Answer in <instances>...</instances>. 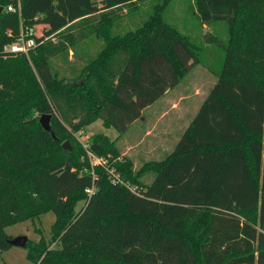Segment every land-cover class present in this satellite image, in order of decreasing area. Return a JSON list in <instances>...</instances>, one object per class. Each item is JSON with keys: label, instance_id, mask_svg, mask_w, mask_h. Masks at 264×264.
Masks as SVG:
<instances>
[{"label": "trees", "instance_id": "trees-1", "mask_svg": "<svg viewBox=\"0 0 264 264\" xmlns=\"http://www.w3.org/2000/svg\"><path fill=\"white\" fill-rule=\"evenodd\" d=\"M133 1L21 0L12 12L0 0V250L13 246L7 225L51 209L52 239L27 245L34 264H264V0H198L205 23L230 25L219 79L173 152L137 171L118 159L119 140L199 63L196 46L160 3L140 28L110 37L77 81L52 65L75 35L51 39L78 22L83 37L98 33L90 17ZM37 25L29 54L2 51ZM98 120L119 136L93 134L86 148L76 132Z\"/></svg>", "mask_w": 264, "mask_h": 264}, {"label": "rangeland", "instance_id": "rangeland-1", "mask_svg": "<svg viewBox=\"0 0 264 264\" xmlns=\"http://www.w3.org/2000/svg\"><path fill=\"white\" fill-rule=\"evenodd\" d=\"M159 3L163 5L164 21L174 26L196 46L199 63L195 65L181 81L180 92L183 94V97L185 95L188 97L186 99L181 97L179 106L199 112L201 106L209 97L219 79L225 58V49L232 39L229 29L230 25L227 19L221 18L209 23L204 22L198 7V0H135L130 4L116 7L107 12H102L90 17L89 23H97L101 30L98 33H89L86 37H83V34L87 32L85 24L83 26L82 22H78L72 25L69 30L63 31L62 36L59 34V37L51 38L54 43L62 39L64 33L65 35L71 33L75 35L76 38L74 44L67 43V50L52 58L54 69L59 72L60 77H65L72 81L75 79L76 81L77 79L79 80L85 67L99 55L109 42L110 37L113 35L123 36L129 31H135L140 28L143 22L153 14L156 5ZM243 16L245 15L242 13L240 17L243 18ZM239 27L242 29L243 25L240 24ZM33 28L37 35L43 34L42 25H37V27ZM108 31L110 32L108 33ZM62 41L66 42L64 39H62ZM190 96L192 98H190ZM163 106V102H155L149 109L145 110L144 117H146L147 120L145 119L144 121V119L140 118L137 119L135 124L129 126L128 130L119 140L121 155L118 159H130L128 156L129 154L126 153L125 142L139 140L145 133L146 128L153 126V124L156 125L158 115L161 114L164 108ZM53 126L55 128L54 123ZM161 128L162 126L158 125L157 128H154V133H158ZM183 132L178 136L180 137ZM97 133L108 135L112 139L119 136V132L115 128L106 127L102 120H98L85 127L84 134L81 138L84 140L86 139V135L90 137ZM59 137L62 139L61 136ZM76 138L79 139L78 132H76ZM68 142L70 143V141ZM70 145L72 146L71 143ZM139 149L140 147L134 149L135 153L133 156L138 166L134 168L136 171L147 164L145 161L161 160L166 157V153L155 155L148 153L149 155L146 156L143 154L145 152ZM146 168L141 176L143 183H146L147 177L150 176L149 178H151V176H153V172ZM84 204L85 201H79L76 211H80ZM55 220V212L49 209L41 213L38 218H28L7 225L5 227V232L12 236V238L19 235H26L32 243H40L41 241L48 242L52 239V230ZM50 245L51 249L58 248L57 243H51ZM5 263L34 264L33 260L29 257L28 246H11L4 251L0 250V264Z\"/></svg>", "mask_w": 264, "mask_h": 264}, {"label": "crops", "instance_id": "crops-1", "mask_svg": "<svg viewBox=\"0 0 264 264\" xmlns=\"http://www.w3.org/2000/svg\"><path fill=\"white\" fill-rule=\"evenodd\" d=\"M225 59V58H224ZM224 63V61H223ZM223 66V65H222ZM180 85L181 82L175 86L174 88H170L161 98H159L157 102H163L164 108L161 111V114L158 115V119L156 121V125L153 124V126L146 128L145 133L143 136L136 141H130L125 142L126 145V153L129 154L128 156L133 160L135 168L138 166L136 165V160H134V149L136 147H140L139 150H141L144 155H149L148 153H151L153 155L155 154H162L166 153V157L162 158L161 160H148L145 162H151V161H163L166 159L175 149L178 141L180 140V137L178 136L181 132H185L192 124V121L194 120L195 116L197 115L196 110H192L187 107H180L179 104L181 103V97L187 98L188 96L185 95L183 97V94L180 92ZM190 98H192L190 96ZM155 103V102H154ZM153 103V104H154ZM152 104V105H153ZM151 106V105H150ZM150 106L146 107L143 110V114L140 118L147 120L145 115V110L149 109ZM179 106V107H178ZM194 116V117H193ZM139 118V119H140ZM192 118V119H191ZM136 121H134L132 124H135ZM158 125L162 126V128L159 130L158 133H154V128H157ZM183 132V133H184ZM176 137V138H175ZM179 137V138H178ZM147 146V147H144ZM168 152V154H167ZM141 160V158H140ZM142 161V160H141ZM150 177V176H149ZM146 178V183H150L154 176H151V178Z\"/></svg>", "mask_w": 264, "mask_h": 264}, {"label": "built area", "instance_id": "built-area-1", "mask_svg": "<svg viewBox=\"0 0 264 264\" xmlns=\"http://www.w3.org/2000/svg\"><path fill=\"white\" fill-rule=\"evenodd\" d=\"M22 4L21 0H11V2L7 5L6 10L12 11V12H21ZM35 35H37L35 29L33 27L27 28L22 30L20 36L12 43H9L3 47V52H9V53H24L29 54L32 50H34L37 46V41L35 38ZM84 134V130H81L78 132V137L80 141L84 143V146L87 148L88 139L89 136L86 135V139H82L81 137ZM88 155L90 160L93 163H99L101 165H105L107 163V160L103 157H97L95 156L91 151L88 150ZM114 182H120L121 179L118 174H113ZM93 189H87L88 193H92Z\"/></svg>", "mask_w": 264, "mask_h": 264}, {"label": "water", "instance_id": "water-1", "mask_svg": "<svg viewBox=\"0 0 264 264\" xmlns=\"http://www.w3.org/2000/svg\"><path fill=\"white\" fill-rule=\"evenodd\" d=\"M3 10H4V7L0 6V12H2ZM102 115L104 118L107 117L105 109L102 110ZM51 118H52L51 114H43L40 118V123L46 131L50 132L54 137H56L55 131L51 124ZM63 147L67 150H72V146L70 145L68 141L63 143ZM9 242L13 246L27 247L29 238L26 235H19L14 238H11Z\"/></svg>", "mask_w": 264, "mask_h": 264}]
</instances>
